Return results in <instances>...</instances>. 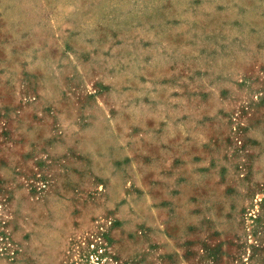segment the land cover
I'll return each mask as SVG.
<instances>
[{"label": "rangeland", "instance_id": "374dc122", "mask_svg": "<svg viewBox=\"0 0 264 264\" xmlns=\"http://www.w3.org/2000/svg\"><path fill=\"white\" fill-rule=\"evenodd\" d=\"M0 264H264V0H0Z\"/></svg>", "mask_w": 264, "mask_h": 264}]
</instances>
